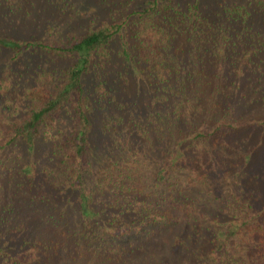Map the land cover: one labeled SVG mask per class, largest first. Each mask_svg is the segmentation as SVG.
<instances>
[{"label":"trees","instance_id":"trees-1","mask_svg":"<svg viewBox=\"0 0 264 264\" xmlns=\"http://www.w3.org/2000/svg\"><path fill=\"white\" fill-rule=\"evenodd\" d=\"M131 1L81 35L0 37V264H264L249 180L214 178L264 130L237 117L264 102V0ZM38 54L69 64L24 63ZM134 81L142 116L119 95Z\"/></svg>","mask_w":264,"mask_h":264},{"label":"rangeland","instance_id":"rangeland-1","mask_svg":"<svg viewBox=\"0 0 264 264\" xmlns=\"http://www.w3.org/2000/svg\"><path fill=\"white\" fill-rule=\"evenodd\" d=\"M186 0H181L184 2ZM207 3H219L223 0H203ZM234 1V0H227ZM241 2V0H236ZM131 0H0V37H8L17 39L19 41L30 40L31 38L49 39L50 37H61L66 34L81 35L93 25H97L100 21L106 20L109 16H116L132 4ZM137 0H134V5ZM31 58L24 61L33 67H44L46 70L60 68L67 66L68 61L59 60L48 54L31 55ZM9 58V53L0 50V74L4 71L3 64L5 59ZM33 67H26L30 72L25 76L22 84L27 86L26 80L29 79ZM113 67H109L108 71L111 74ZM31 79V78H30ZM249 82H255L251 76L247 77ZM30 81V80H29ZM252 83V84H253ZM249 86V83H244L243 86ZM131 82L129 86L124 87L121 96L128 101L139 105V115L142 116L143 106L150 102L148 93L149 89ZM245 90V88H242ZM32 90V89H31ZM249 90V89H248ZM247 91V90H245ZM264 91V87H261ZM243 94V92H242ZM238 119L246 121L249 119L257 120L264 118V102L246 107L245 102L237 105ZM147 109V108H146ZM145 109V112H148ZM158 109V107L156 108ZM237 109V111H238ZM161 111V110H160ZM144 112V111H143ZM114 114V109L107 112ZM9 123V120L5 124ZM1 125V124H0ZM7 126L2 127L6 129ZM5 133V131H4ZM4 135V134H3ZM95 147L102 146L101 152H111L109 145H106L99 135L95 133ZM2 140V133H0V142ZM97 141V142H96ZM231 145L236 150L237 154L243 155V158H248V161H241L238 168L230 173L220 176H215L219 179L220 186L226 188L223 190L227 193L230 188V183L236 178V174L240 173L242 181L249 180L243 183L244 192L252 190L257 199L258 207L264 206V130L255 132H243L231 139ZM0 154V158H1ZM11 155V153H10ZM18 154H13L11 160L17 159ZM39 156V154H38ZM113 156V154H112ZM247 156V157H246ZM24 157V156H22ZM22 162L21 160H19ZM17 161L11 167H15ZM4 173V172H1ZM219 183L214 184V189ZM241 189V188H240ZM230 190V189H229ZM251 192V191H250ZM166 240V239H165ZM163 240V241H165ZM167 243V242H166ZM160 247L159 252L166 250ZM165 252V251H164ZM163 260V258H160ZM168 263V262H167ZM168 264H176L170 262ZM182 264H187L182 262Z\"/></svg>","mask_w":264,"mask_h":264}]
</instances>
